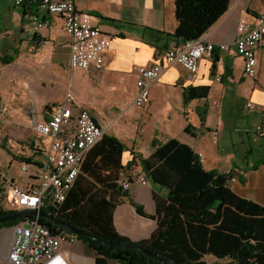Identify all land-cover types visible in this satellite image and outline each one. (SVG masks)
<instances>
[{
  "label": "crops",
  "instance_id": "1",
  "mask_svg": "<svg viewBox=\"0 0 264 264\" xmlns=\"http://www.w3.org/2000/svg\"><path fill=\"white\" fill-rule=\"evenodd\" d=\"M75 3L77 10L91 15L102 32L112 38L102 70L70 66V36L61 17L51 16L47 27L36 30L37 22L44 19L40 8L30 3L16 6L15 0L1 5L0 0V7L4 8L0 16V57H16L9 70L11 79L18 81V87L9 95L12 105L2 109V115L14 122L23 121L25 131L10 130L8 126L7 137L8 141L13 136L28 142L30 155L24 159L31 160L19 161L10 147L0 142V148L8 153L10 168L18 162L25 172L26 167L36 168L44 163L50 140L35 134L34 122L47 121L65 100L66 93L71 92L75 103L89 111L105 134L127 147L122 157L124 166L135 155L149 158L154 139L163 143L176 139L202 157L206 170L224 174L236 170L238 176L229 185L233 192L264 207V138L254 130L256 125L264 126V40L256 49L258 74L253 78L246 76L243 57L236 48L237 27L242 20L251 25L257 23L259 15L264 14L263 0H230L228 11L203 35L216 47L214 58L201 59L195 75L180 65H167L164 60L167 51L184 45L158 34L175 33L179 25L176 0ZM224 44L227 49L220 50ZM156 63H162L164 71L151 88V103L135 107V68ZM42 73L47 76L41 77ZM217 76L222 77L220 82L216 81ZM37 86L43 90L38 91ZM192 86L210 90L206 98L185 106L184 89ZM52 91H58L59 98H52ZM247 102L255 103L256 111H248ZM25 175L21 181L3 178L0 185L26 187L37 183L36 178ZM142 177L148 181L146 186L139 183ZM241 177L246 179L244 184ZM125 182H129L132 199L149 216L157 213L155 195L167 198V189L153 184L140 163L122 172L119 185ZM114 223L116 231L133 242L150 239L158 228L157 218L143 217L126 198L120 200ZM14 240V227L0 230V264H7ZM64 249L72 256L73 264H95V256L79 239Z\"/></svg>",
  "mask_w": 264,
  "mask_h": 264
},
{
  "label": "trees",
  "instance_id": "2",
  "mask_svg": "<svg viewBox=\"0 0 264 264\" xmlns=\"http://www.w3.org/2000/svg\"><path fill=\"white\" fill-rule=\"evenodd\" d=\"M32 5L39 8L41 0ZM229 7L230 0H176L179 25L175 33L158 34L181 43L199 40ZM15 60V56L0 57L6 66ZM209 90L195 86L184 89L185 106L206 98ZM152 149L149 158L135 155L124 166L122 157L127 147L103 134L90 150L82 174L62 207L55 209L48 202L41 213L79 231L80 235H73L95 256V264H162L136 247L163 259L164 264H207L205 258L210 256L216 258L213 264H264V207L233 192L229 185L238 176L237 171L224 174L206 170L202 157L176 139L164 143L154 139ZM19 161L31 163L30 159ZM138 163L153 184L168 191L164 200L155 195V215H147L144 207L119 185L122 172ZM241 182H246L245 177ZM122 198L143 217L158 219V228L150 239L133 242L116 231L114 213ZM16 214L0 207L1 219ZM26 217L36 219L30 214ZM24 219L0 223V230L18 226ZM38 220L54 233L64 230L46 218ZM103 242L134 248H114Z\"/></svg>",
  "mask_w": 264,
  "mask_h": 264
},
{
  "label": "built area",
  "instance_id": "3",
  "mask_svg": "<svg viewBox=\"0 0 264 264\" xmlns=\"http://www.w3.org/2000/svg\"><path fill=\"white\" fill-rule=\"evenodd\" d=\"M36 0H15L16 6L35 3ZM264 2V0H263ZM39 8L44 12V19L38 21L36 30L48 26L51 16L63 19L65 32L70 36V66L73 69L102 70L105 66L107 50L111 46V37L104 34L95 24L93 17L77 10L75 0H41ZM264 40V14L259 15L257 23L251 25L242 20L237 27V53L243 57L244 71L247 77L258 74V57L256 49ZM220 50L227 45H220ZM215 45L203 36L199 40L184 43L167 51L164 60L167 65H180L191 75L198 74L200 61L203 58H214ZM164 71L162 63L152 66L143 65L135 68L138 76L137 94L133 105L143 107L151 103V88ZM221 76L216 77L220 82ZM71 92L66 93L65 100L54 109L47 121L34 122V132L40 137L50 140L45 149V160L40 167H26L29 178H36V184L20 187L10 184L4 197L0 196V207L4 210L41 213L50 205L60 209L66 201L70 190L82 174V167L91 149L101 140L104 130L94 120L89 111L78 106ZM256 104L246 103L248 111H256ZM254 130L264 138V126L256 125ZM34 169V174L29 171ZM146 186L148 181L142 177L139 182ZM129 190V182L122 184ZM33 216V215H32ZM34 217V216H33ZM26 217L14 226L13 241L7 264H73L72 256L64 246L76 243V236L68 235V231L52 232L39 222L40 217Z\"/></svg>",
  "mask_w": 264,
  "mask_h": 264
},
{
  "label": "rangeland",
  "instance_id": "4",
  "mask_svg": "<svg viewBox=\"0 0 264 264\" xmlns=\"http://www.w3.org/2000/svg\"><path fill=\"white\" fill-rule=\"evenodd\" d=\"M4 1L6 0H1V5L4 4ZM3 9V6H1L0 16L4 14ZM9 67L10 65L6 66L0 62V142H2L4 145L7 144L6 147H10L13 154L21 159L29 157V144L28 142L20 140L19 138L16 139L13 136L11 137L12 140L8 141L6 127L10 126V130L25 131V128L23 127V121L19 120L14 122V120H9L5 115H2V109H7L8 106L12 105L11 103H9V95H12L13 91L16 89V87H18V81H13V79H11V71L9 70ZM46 76L47 74L45 73L41 74V77L43 78H45ZM37 87L38 91L41 92L43 90L40 86ZM50 95H52V98H59L60 93L58 91H52L50 92ZM31 107H35V105L32 104ZM27 120L28 118L26 119V121ZM32 135L34 134L32 133ZM7 155L8 153L0 148V181H2L3 178L8 181H10L12 178L17 179L18 181L23 180L26 175L23 169H21L20 164L18 162H15L14 165H12L10 168V162ZM31 170L34 169L29 168V171ZM9 185L10 184L8 183L0 185V196L2 197V200L4 197L3 193L4 191H6ZM205 261L207 262V264H213L216 261V258L211 256L206 257Z\"/></svg>",
  "mask_w": 264,
  "mask_h": 264
},
{
  "label": "water",
  "instance_id": "5",
  "mask_svg": "<svg viewBox=\"0 0 264 264\" xmlns=\"http://www.w3.org/2000/svg\"><path fill=\"white\" fill-rule=\"evenodd\" d=\"M28 214L33 215L34 217L46 218V219H48V221H50V222H52V223H54V224H56L58 226H61L62 228H64V230H66L68 232H71L72 234H75V235H78V234L80 235L79 231L74 230V229L70 228L69 226L64 225L63 223L55 221L54 219L49 218L48 216H46V215H44L42 213L33 212V211L32 212H21V213H18L16 215H13L11 217H7V218H3V219L0 218V223L9 222V221H12V220H14L16 218L19 219L21 217L27 216ZM103 243H104V245L111 246V247H114V248H126V249L134 248L132 246H127V245H120V244L119 245L118 244L115 245V244H111L110 242H103ZM135 249L142 251L143 253H145L146 255H148L150 257H154V258L158 259V261H160L162 264H164V260L159 258L158 256H155V255L151 254L150 252L142 250L141 248H138V247H136Z\"/></svg>",
  "mask_w": 264,
  "mask_h": 264
},
{
  "label": "bare ground",
  "instance_id": "6",
  "mask_svg": "<svg viewBox=\"0 0 264 264\" xmlns=\"http://www.w3.org/2000/svg\"><path fill=\"white\" fill-rule=\"evenodd\" d=\"M68 235H70V236H75V235H73L72 233H69V232H68Z\"/></svg>",
  "mask_w": 264,
  "mask_h": 264
}]
</instances>
